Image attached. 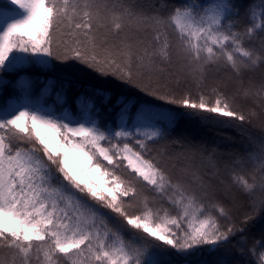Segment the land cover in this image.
Masks as SVG:
<instances>
[{"label":"snow or ice","instance_id":"1","mask_svg":"<svg viewBox=\"0 0 264 264\" xmlns=\"http://www.w3.org/2000/svg\"><path fill=\"white\" fill-rule=\"evenodd\" d=\"M10 5L19 14L0 27V72L13 75L0 81V97L9 83L12 90L0 108V264H192L204 252L212 264H235V253L250 257L241 264H264V232L246 247L250 223L264 216V139L223 166L215 149L168 143L180 115L244 132L256 116L244 103L264 107V80L245 87L242 79L264 68V0L246 8L243 25L232 0H183L164 15L121 0ZM258 38L259 48L250 46ZM53 61L66 66L61 72L79 71L74 63L151 100L131 128L133 105L122 99L116 127L73 121L67 110L59 118L29 98L30 70ZM168 67L177 68L169 76L183 90L150 83ZM221 67L239 81L232 94L208 83ZM73 102L94 109L86 95ZM151 145H160L156 155ZM220 187L250 200L239 222Z\"/></svg>","mask_w":264,"mask_h":264},{"label":"trees","instance_id":"2","mask_svg":"<svg viewBox=\"0 0 264 264\" xmlns=\"http://www.w3.org/2000/svg\"><path fill=\"white\" fill-rule=\"evenodd\" d=\"M121 2L133 11H143L148 14L159 12L161 15L167 13L169 8L174 5L181 4L183 0H121ZM193 3L200 2V0H192ZM232 2L240 10L239 23L241 25L247 23L245 10L250 5H259L261 0H232ZM19 14V10L15 6L10 5V0H0V23L6 20H11ZM260 39L251 42L250 46L259 48ZM175 57L173 58V65H175ZM54 67L47 70L41 68H33L30 70V76L34 79L33 90L30 99L33 102H38L44 108L50 110L54 115L63 118L65 110H67L68 118L75 120H90L95 119L98 123L107 125L108 127H116L119 124L116 113L119 110L117 105L118 100H123L125 103L131 101L133 107L130 110V119L126 123V127L131 128L132 121L135 119L137 109L151 100L150 97L145 96L138 90L120 84L111 77H98L96 74L82 69L80 65L72 64L73 69H80L79 71L61 72L60 68L66 67L53 61ZM170 72H177V68L168 67L163 73L155 74L150 83L152 86H163L167 84L169 88H179L183 90L184 82L181 80L179 85L176 84L175 79L169 76ZM38 78V79H36ZM243 83L245 87L258 86L264 80V68H258L254 72H248L244 75ZM13 80V75L9 73L0 72V81ZM145 82H149L147 76L144 77ZM49 81H52L51 92L47 95L41 96L40 92ZM251 82V85H250ZM209 84L218 85L223 91L232 94L239 86V81L226 68L221 67L214 70L208 80ZM97 90L102 95L93 94V90ZM11 83L4 90V96L0 97V108L3 107V99L11 94ZM193 91H195L193 89ZM86 95L90 97L94 104L92 111H87L82 107H78L73 102V98ZM65 96V103L58 101L57 97ZM243 103V102H242ZM152 104H161L159 101H152ZM162 107H169V105H162ZM246 111H255L256 116L252 122L245 125L246 131L239 132L235 129L213 124L207 121H201L195 117H187L180 115L175 127L170 132V139L168 141L171 146V140L180 139V135H190L194 139V143L190 144L192 147H202L215 152L221 162V165L227 163L230 155H243L245 150H256L257 141L264 139V107L259 104L248 101L244 103ZM181 113L183 110L173 109ZM3 112L0 111V115ZM181 140V139H180ZM188 144V143H187ZM189 145V144H188ZM160 145H151L149 155H156ZM221 176L227 184V173L221 171ZM218 197L230 208L233 220L239 222L249 212L250 200L235 191H226L224 187L217 190ZM260 193L257 192V196ZM264 232V216H258L253 220L248 228V244L246 247H251L252 239H258L260 234ZM235 261V264H241L250 259L248 255H240L235 253L230 257ZM213 257L207 252L198 253L190 260L192 264H212Z\"/></svg>","mask_w":264,"mask_h":264},{"label":"rangeland","instance_id":"3","mask_svg":"<svg viewBox=\"0 0 264 264\" xmlns=\"http://www.w3.org/2000/svg\"><path fill=\"white\" fill-rule=\"evenodd\" d=\"M10 20H6V21H3V22H1L0 23V27H3V26H5L8 22H9ZM180 139L181 140H183V141H185L186 143H188L189 145L190 144H193L194 143V139H193V137L192 136H190V135H180Z\"/></svg>","mask_w":264,"mask_h":264}]
</instances>
